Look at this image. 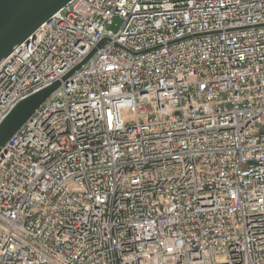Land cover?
Returning <instances> with one entry per match:
<instances>
[{"label": "built area", "instance_id": "built-area-1", "mask_svg": "<svg viewBox=\"0 0 264 264\" xmlns=\"http://www.w3.org/2000/svg\"><path fill=\"white\" fill-rule=\"evenodd\" d=\"M12 49L0 123L59 86L0 154V264H264V0H69Z\"/></svg>", "mask_w": 264, "mask_h": 264}, {"label": "water", "instance_id": "water-1", "mask_svg": "<svg viewBox=\"0 0 264 264\" xmlns=\"http://www.w3.org/2000/svg\"><path fill=\"white\" fill-rule=\"evenodd\" d=\"M68 1L0 0V62L9 56L14 46L23 42L43 21L49 20L52 14ZM116 22H119V20L116 19ZM111 27L114 30L116 29L115 24ZM99 45H101V42ZM57 86H59L58 81L18 101L11 111L5 115L6 117L0 123V154L7 143L6 141L12 137L44 100L50 97Z\"/></svg>", "mask_w": 264, "mask_h": 264}]
</instances>
